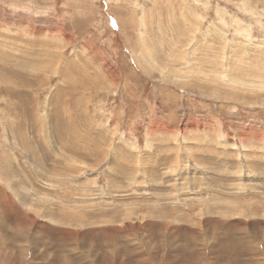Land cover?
Wrapping results in <instances>:
<instances>
[{
    "label": "rangeland",
    "instance_id": "374dc122",
    "mask_svg": "<svg viewBox=\"0 0 264 264\" xmlns=\"http://www.w3.org/2000/svg\"><path fill=\"white\" fill-rule=\"evenodd\" d=\"M0 264H264V0H0Z\"/></svg>",
    "mask_w": 264,
    "mask_h": 264
}]
</instances>
